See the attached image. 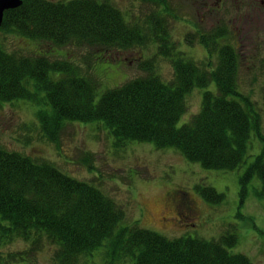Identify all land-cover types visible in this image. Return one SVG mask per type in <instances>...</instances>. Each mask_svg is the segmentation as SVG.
Returning a JSON list of instances; mask_svg holds the SVG:
<instances>
[{
	"label": "trees",
	"instance_id": "trees-1",
	"mask_svg": "<svg viewBox=\"0 0 264 264\" xmlns=\"http://www.w3.org/2000/svg\"><path fill=\"white\" fill-rule=\"evenodd\" d=\"M20 1L19 8L4 12L1 33L56 48L84 47L103 53L142 48L154 41L159 55L175 57L160 17L149 22L152 29L147 35L144 26L125 22L107 1ZM154 4L168 10L164 2ZM220 36L217 30L200 38L207 59L199 64L171 60L172 83H163L144 61L138 65L147 72L145 77L106 90L98 99L99 83L76 67L10 54L0 46V104L20 101L36 107L40 130L49 142L57 140L65 123H100L117 146L149 143L158 151L173 149L205 170L233 172L244 164L251 135L263 144L264 140L255 105L238 92L234 54L229 47L217 46ZM52 74L61 77L54 80ZM213 84L212 93L208 88ZM195 90L204 91L200 108L177 128L186 97ZM255 177L264 196V150L242 176L246 184L242 199ZM121 220L118 207L95 187L66 177L49 163L0 148V246L15 240L32 246L43 238L56 248L53 264H78L101 247L110 257L107 264L119 257L131 264H251L227 251L236 245L234 234L209 242L168 240L136 223L132 228L119 227ZM16 255L24 260L23 253Z\"/></svg>",
	"mask_w": 264,
	"mask_h": 264
},
{
	"label": "rangeland",
	"instance_id": "rangeland-1",
	"mask_svg": "<svg viewBox=\"0 0 264 264\" xmlns=\"http://www.w3.org/2000/svg\"><path fill=\"white\" fill-rule=\"evenodd\" d=\"M97 1L109 2L125 22L144 26L147 35L152 29L149 22L160 17L175 57L159 55V44L154 41L142 48L103 53L84 47L56 48L0 32V46L10 54L76 67L99 83L98 99L106 90L145 77L147 72L138 65L144 61L150 63L163 83H172L171 60L189 59L197 64L205 61L207 53L199 43L200 38L218 30L221 36L217 46L231 48L237 66L238 92L255 105L264 140V0L154 2H164L168 10L163 4L145 0ZM51 77L58 80L61 75ZM208 91L215 92L214 84ZM203 92L195 90L186 97V110L177 128L197 114ZM36 111V107L26 102L0 104L1 149L49 163L66 177L95 187L121 211L119 227L132 228L136 223L137 227L168 240L191 238L209 242L234 234L236 245L227 251L246 257L251 264H264V196L260 195L257 177L248 184L246 196L241 197L246 185L242 176L264 150L263 142L254 134L244 164L233 172L212 171L189 162L173 149L158 151L149 143L117 146L100 123H65L57 140L49 142L40 130ZM55 249L43 238L32 246L15 240L0 246V264H53ZM106 252L101 247L78 264H107L110 257ZM18 253H23L24 260L18 259ZM10 256L16 259L11 260ZM112 264L131 263L119 257Z\"/></svg>",
	"mask_w": 264,
	"mask_h": 264
},
{
	"label": "water",
	"instance_id": "water-1",
	"mask_svg": "<svg viewBox=\"0 0 264 264\" xmlns=\"http://www.w3.org/2000/svg\"><path fill=\"white\" fill-rule=\"evenodd\" d=\"M20 0H0V27L4 12L15 10L21 6Z\"/></svg>",
	"mask_w": 264,
	"mask_h": 264
},
{
	"label": "flooded vegetation",
	"instance_id": "flooded-vegetation-1",
	"mask_svg": "<svg viewBox=\"0 0 264 264\" xmlns=\"http://www.w3.org/2000/svg\"><path fill=\"white\" fill-rule=\"evenodd\" d=\"M220 0H217V2H219ZM174 208L177 210V207L176 206H174Z\"/></svg>",
	"mask_w": 264,
	"mask_h": 264
}]
</instances>
